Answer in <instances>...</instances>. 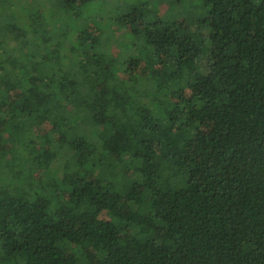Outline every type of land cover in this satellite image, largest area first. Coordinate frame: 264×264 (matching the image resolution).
<instances>
[{
	"label": "trees",
	"instance_id": "16d2710c",
	"mask_svg": "<svg viewBox=\"0 0 264 264\" xmlns=\"http://www.w3.org/2000/svg\"><path fill=\"white\" fill-rule=\"evenodd\" d=\"M9 1L0 264H264V0Z\"/></svg>",
	"mask_w": 264,
	"mask_h": 264
},
{
	"label": "rangeland",
	"instance_id": "374dc122",
	"mask_svg": "<svg viewBox=\"0 0 264 264\" xmlns=\"http://www.w3.org/2000/svg\"><path fill=\"white\" fill-rule=\"evenodd\" d=\"M37 0H12V2L14 4H21L24 7H29L28 11H36L37 7H36V3H34ZM6 3H10V1L8 0L7 2H5L4 0L0 1V9H2V12L0 11V16L2 19H4V17L6 18V16L8 18H10L11 15V9L9 5L5 6ZM28 5V6H26ZM19 9H21V7L18 8L17 12L19 11ZM22 10V9H21ZM20 12V11H19ZM17 16V15H16ZM17 18V17H16ZM19 20H23L24 18L22 16H19L18 18ZM17 20V19H16ZM120 28V27H119ZM126 29L124 27H121L119 29V33H121L122 31H125ZM0 35H7V41L5 42L6 44V49H8L10 46L12 47V45L14 43H16V37L18 39H20L21 37H23L24 35H22L21 33H19L18 29L13 25V20L12 19H4L3 23L0 25ZM15 36V37H14ZM52 49H55L52 47ZM49 124L48 123H38V125L36 126L35 129H37V132H43L49 129Z\"/></svg>",
	"mask_w": 264,
	"mask_h": 264
}]
</instances>
